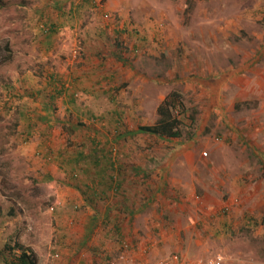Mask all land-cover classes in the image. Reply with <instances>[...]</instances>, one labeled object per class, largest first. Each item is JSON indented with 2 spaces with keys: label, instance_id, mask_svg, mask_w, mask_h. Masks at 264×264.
<instances>
[{
  "label": "rangeland",
  "instance_id": "374dc122",
  "mask_svg": "<svg viewBox=\"0 0 264 264\" xmlns=\"http://www.w3.org/2000/svg\"><path fill=\"white\" fill-rule=\"evenodd\" d=\"M105 2L101 10L95 0L80 1L76 13L67 11L66 27L51 35L37 12L55 16L52 1L0 0V218L21 217L29 226L39 221L40 235L53 244L62 231L56 182L36 175L50 165L41 132L63 114L60 98L51 97L53 77L66 93L73 86L68 75L94 61L99 73H121L110 81L119 125L108 131L105 117L82 113L112 141L122 135L109 142L106 160L114 166L108 169L152 172L136 179L151 184L131 200L114 180L113 189L123 193L98 204L102 212L81 224L82 234L92 230L85 247L117 225L126 238L156 250L153 259L178 254L187 264L217 256L224 264H264V0ZM173 91L187 109L183 137L134 134L156 123L157 107ZM75 94L73 109L84 104V95ZM79 114L74 110L67 121L83 131ZM63 143L81 150L74 140ZM50 146L58 151L56 142ZM157 170H168L164 181ZM107 209L113 222L106 224ZM110 233L112 249L97 252L92 264L117 253L119 239Z\"/></svg>",
  "mask_w": 264,
  "mask_h": 264
},
{
  "label": "crops",
  "instance_id": "0c3cea01",
  "mask_svg": "<svg viewBox=\"0 0 264 264\" xmlns=\"http://www.w3.org/2000/svg\"><path fill=\"white\" fill-rule=\"evenodd\" d=\"M50 1H52L51 7L54 10L53 13H56L55 16H53L52 14L47 15L44 11H40L37 13H41L40 18L42 21H50L49 25H54L52 27L55 30L60 26H64L66 24L65 20L67 11L76 13V6L80 3V1L88 3L92 0H77V2L76 0ZM66 5H68V8L66 7ZM104 6H106V2L104 3ZM83 7H85V5L81 6L80 4L78 8ZM99 9L102 10L104 8ZM50 16L55 18L53 20H49L48 18ZM96 38L98 37L96 36ZM90 64L91 65L88 66L85 71H75L72 74L68 75L72 76L69 79V82L72 83L73 86H71V88H68L66 93H63L61 88L56 87V85H58L56 82L59 81L60 78H58V76L53 77V89L55 90L52 93L51 97L55 100H58L60 98L62 104L58 105V107L59 112L63 111V114L57 113L54 117H51L52 121H49L47 123V125L43 129V132H48L50 138H48L50 141L49 143H51V140L53 142H56V148L58 149V151H56L54 155H48L47 153L43 154L45 158L47 157L46 162H48V164L50 165H48V169L36 171V175L40 176L41 180L48 179L49 182H56L55 185L57 186V188L55 189L58 190V192L56 193V202L60 203L61 208H58L55 217L57 215L56 219L62 222L63 229L62 231H59L60 234L54 240L53 244V240L51 237L43 238L40 235L41 223L39 221H34L32 222V226H29L25 224L24 220H21V217H16L14 218V220L10 221H7L4 218H0V222L8 223L6 224L8 225V227L6 228L4 226H1L0 224V250L3 249L7 243H19L32 250L37 258V264H92L93 261L98 262V259H96L97 252H109L112 249V245L109 242V239H112V233H110V230L112 229L114 234H117L116 237L119 239V247L117 249V253H115V255H109L108 253H105L99 258V261L101 262L100 264H112L114 262L120 264V262L118 261V257L124 252L122 248L123 242H127L132 248V251L127 253L128 262L151 264L161 258L160 257L153 259L155 257L156 250L154 251V253L152 250L146 256H142L138 253V251L143 248V245L138 244L137 241L126 238V236L121 233L122 229L120 228V226L117 225H112V228H110V230H108L107 232L103 231L100 234L101 236L99 237V241L95 243V246L93 248L89 249L85 247L86 241H89V239L92 238V230L88 228V230L85 231L84 234H82L83 232H81L80 230L81 224H87L88 222L92 223V219H94V216L91 215L95 212H102L101 209L96 210L95 207H97L98 204H103V202L108 201L116 194L113 193V191H111L110 193H106V190L104 188L98 186L106 183L109 175H113L112 179H114L116 182H119V184H121L123 188H126L125 193L127 194L129 200H131L133 198H130V196L133 197L137 191L143 192L142 190H147V188H149L151 184V182H147L146 180H144L143 186H141L137 183L136 179L142 176H144V179H146L148 178L149 173L152 172L151 170H112L111 172L110 170H107L109 166L106 164V158L109 157V149L111 148L109 142L121 141L122 135H114V141H112L108 138L107 132H104L103 130V134L98 133L97 130L93 128L91 120H88V118L83 119L82 113L84 112V115L87 117L92 116L93 113H95L96 115H102V118L105 117L107 121L105 123H102V126H106L108 128V131H112L114 128H116V125H119L120 119L116 112L119 110H117L116 106L114 105L116 97H111V94L113 93L112 89H114V87H112L110 81L115 78L119 79L121 73L119 72L113 74L112 71H105L102 74L98 72V66L97 64L94 65V61H92ZM107 67L108 66L104 65L102 69ZM66 80H68L67 76ZM108 84H110V86L107 87ZM77 91L81 92L84 95V97L82 98L84 100V104H79L80 108L78 107L73 109L75 103L77 102L74 99V97L77 96V94H75ZM107 95L108 97L106 98ZM164 100L165 99H162L161 103ZM76 109L78 112H80L78 116L85 122V125H83V128L85 129H83V131L78 127V125L73 123L70 124V122L67 121V116L70 117L71 112ZM107 111H111V113ZM67 125L70 127V131L68 128L66 129ZM60 129H62V131ZM80 131L84 133L82 137L78 136V134H80ZM133 133L142 134L137 133V131ZM57 136L58 138L56 139ZM65 138L67 141L74 140L75 145H82L84 151H86V158L92 160V162H90L88 165L85 166L84 164L87 169L83 168V170H81V172L83 173L81 174L82 181L77 184L74 183V179H72L71 177V173L74 170H70L67 164L70 163V165L72 166V164L76 163V160L74 159H76V156H78L80 152H71L69 148H66L65 144L63 143ZM72 143L73 142L71 141L69 142V144ZM118 151L119 150L114 151L116 152L114 153V155H116ZM94 155L95 159L93 158ZM99 159L101 161H99ZM162 171L163 174L160 177L163 176L162 179L164 181V176L168 172V170H157L156 172ZM129 180H135L134 183H136L137 185L134 189L131 187L132 185H130ZM74 184H76L77 186ZM94 185L96 186L95 190L97 192V197L101 195L103 196V201L98 204L96 203L95 198L91 197V193H88L87 190L89 188H93ZM84 193H87L88 195L85 196ZM121 200L124 201L123 199ZM125 204L128 205L129 202L125 201ZM104 214L106 216V224L108 223V221L113 222V217L110 216V210L107 209L106 211H104ZM27 228L34 231L32 240L29 239L25 233L27 231ZM52 245L55 246V250H53L54 246L52 247ZM18 252H20V250H16V255H18ZM162 257H165V255Z\"/></svg>",
  "mask_w": 264,
  "mask_h": 264
},
{
  "label": "trees",
  "instance_id": "16d2710c",
  "mask_svg": "<svg viewBox=\"0 0 264 264\" xmlns=\"http://www.w3.org/2000/svg\"><path fill=\"white\" fill-rule=\"evenodd\" d=\"M69 12H67V15ZM49 22H47L46 24H47V28L49 29V32L51 31L50 33L51 35L54 32L56 33L58 29L60 30V28L66 27V25L64 26L62 25L59 28L54 30L52 27L54 25H49ZM51 35H49L48 37H51ZM120 43H121V46L124 45L123 42H120ZM186 113H187V109H186L185 104L183 103L182 95L177 91H173L158 106L157 108L158 119L156 123L153 125L140 126L137 130V133L149 134V135L156 136V137L163 138V139H181L183 135L185 134V129H186V119H187ZM30 124L32 125V127L35 126L34 123L33 124L30 123ZM42 132H41L42 140L48 141V142L43 143V149H45L46 151L45 153H47L48 155H54L55 152L51 148L50 143H49L50 138H49L48 132L46 131L45 133L44 132L42 133ZM80 149L82 151H79L80 153L78 154V156H76V159H74L76 160V163L72 164V166L70 165V163L68 164L70 170H74L71 173L72 174L71 177L72 179H74L75 181L74 183L76 184L82 181L81 174H83L81 170L80 171L77 170V167H78L77 165H80L86 168L85 166L88 165L90 162H92V160H89V158H86L85 151L83 147H81V145H80ZM93 158L95 159V155ZM99 161L101 160L99 159ZM82 163H84L85 166ZM106 164L109 166L108 168H111L114 166L113 162H111L109 158L107 159ZM111 171L112 170H110V172ZM112 176L113 175H109L107 182L104 183L103 185H100L99 187L104 188L106 190V193H110L111 191H113V193H116L115 196L116 195L118 196V194H122L123 192H122V189H119V190L116 189V191L113 190L115 186V182H114V179H112ZM95 187L96 186L94 185L93 187L94 189L89 188L87 190H88V193H91V197L95 198L96 203L98 204L103 201V196L101 195L97 197L96 195L97 192L95 190ZM84 194L85 196L88 195L87 193H84ZM16 250H20L19 256L16 255L15 253ZM0 264H37V258L35 254L32 252V250L25 247L24 245L19 244V243H14V244L7 243L4 246V248L0 250Z\"/></svg>",
  "mask_w": 264,
  "mask_h": 264
},
{
  "label": "built area",
  "instance_id": "2783aa9c",
  "mask_svg": "<svg viewBox=\"0 0 264 264\" xmlns=\"http://www.w3.org/2000/svg\"><path fill=\"white\" fill-rule=\"evenodd\" d=\"M95 3H96V8L98 9L103 8L105 0H95ZM105 18L109 19L110 16L108 14H105ZM74 54L76 56L77 51H75ZM204 155L206 156L207 154L204 153ZM57 204L60 205V203ZM122 248L124 252L118 257V261L120 262V264H143V263H132L127 261L128 258L127 253L132 251L130 244H128L127 242H123ZM151 251H152L151 247H143L141 250L138 251V253L141 254L142 256H146ZM17 254H18L17 256H19L20 252H18ZM112 264H117V263L114 262ZM151 264H187V263H185L178 254H170L168 256L161 257L160 259L156 260ZM188 264H224V259L223 257L217 256L209 259L196 260Z\"/></svg>",
  "mask_w": 264,
  "mask_h": 264
}]
</instances>
